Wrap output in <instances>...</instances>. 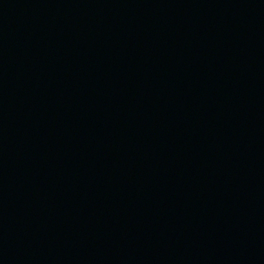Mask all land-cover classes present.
<instances>
[{
    "label": "water",
    "instance_id": "95a60500",
    "mask_svg": "<svg viewBox=\"0 0 264 264\" xmlns=\"http://www.w3.org/2000/svg\"><path fill=\"white\" fill-rule=\"evenodd\" d=\"M264 55V0H0V264H94Z\"/></svg>",
    "mask_w": 264,
    "mask_h": 264
}]
</instances>
